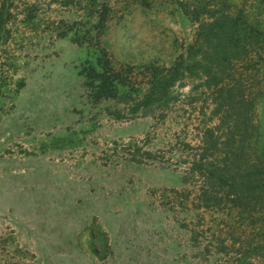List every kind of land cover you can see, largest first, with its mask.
<instances>
[{"label":"rangeland","instance_id":"1","mask_svg":"<svg viewBox=\"0 0 264 264\" xmlns=\"http://www.w3.org/2000/svg\"><path fill=\"white\" fill-rule=\"evenodd\" d=\"M244 10L264 33V0H0V264H264V42L225 73L256 104L241 160L196 165L220 123L203 78L147 103Z\"/></svg>","mask_w":264,"mask_h":264},{"label":"trees","instance_id":"2","mask_svg":"<svg viewBox=\"0 0 264 264\" xmlns=\"http://www.w3.org/2000/svg\"><path fill=\"white\" fill-rule=\"evenodd\" d=\"M192 16L198 19L200 12H194ZM251 21L250 15L244 10L236 16L223 11L221 15L214 16L209 23H204L196 42L190 45L186 55H182L181 59L167 70V74L157 79L147 99V103L168 101L171 98V86L180 78V75L186 73L203 78V84L216 89L218 98L214 110L219 116L220 123L205 131L203 150L206 154L196 161L198 166H206L207 162L204 161L208 159L207 153L214 154V151L219 148L223 149L227 156L235 155V160H241L244 157L245 148L240 145L233 149V145L236 142L243 143L247 139V134H250L249 125L254 128L255 124L250 113L256 104L252 102L253 97L250 98L247 95V88L243 86V81L234 78L231 82H227L225 73L236 65L235 63L248 62L257 44L264 42L263 31ZM236 97L240 98L239 103L234 101ZM261 100L264 109L263 93H261ZM218 130L226 131L224 138L217 133ZM237 132H244L240 140L237 139ZM261 139L260 151L264 155V138ZM207 168L210 172L208 178L217 175L218 171L215 167ZM244 180H241L239 186Z\"/></svg>","mask_w":264,"mask_h":264}]
</instances>
